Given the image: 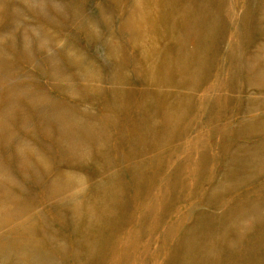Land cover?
<instances>
[{
  "label": "rangeland",
  "instance_id": "obj_1",
  "mask_svg": "<svg viewBox=\"0 0 264 264\" xmlns=\"http://www.w3.org/2000/svg\"><path fill=\"white\" fill-rule=\"evenodd\" d=\"M2 1L0 125H7L9 129L0 132V195L6 192L4 185L8 183L16 191L21 190L17 196L22 202L16 204L12 190L10 195L6 192L7 196H0V206L5 205L4 209L9 212L25 207L23 218L13 217L14 222L35 218L39 224L43 223V229L51 223L58 239L65 240V248L69 252L78 251L72 245L78 223L66 226L63 221H72L70 209L74 207L68 198L76 192L81 195L83 189L101 182L105 176L97 173L94 160L88 164L76 160L74 152L67 147L70 139L67 142L59 134V126L65 119L50 117L43 108L47 107L51 113L64 112L63 117L84 119L77 131L78 137L85 149L92 148L89 128L108 110L111 100L120 106L114 95H122L123 90L132 95L140 89L136 82L128 86L133 75H138L133 66L123 72L112 71L114 56L109 51L118 53L127 49V55L132 53L136 63L141 62V54H136L138 48L134 49L132 35L125 25L133 3L144 0ZM204 6L210 9L209 15L216 10L217 18L191 24L183 32L186 28L180 27L196 23L198 11ZM164 10L171 13L165 18L166 25L174 26V30L167 29L164 23L156 28L157 33L152 32V37L158 36L160 52H172L167 57L169 61L187 62L191 69L185 78L186 86L164 91L187 95L188 109L168 145L159 144L153 149L151 142L154 141L144 140L143 147L150 143L151 151L138 155L137 159L126 158L124 154V159H120L126 161H117L128 190L123 207L114 214L123 221H136L147 212L146 206L156 196L164 210L159 213V221L155 216L147 218L146 229L150 231L147 230L143 240L135 234L139 225L129 224L121 233L103 239L101 245L97 244L101 236L97 238L95 254L99 260L107 261L106 264L114 263L121 252L127 251L123 246L127 242L136 253L122 264H164L165 258L182 256L202 241L213 254L211 263L199 258V264H264V0H171ZM139 15L143 28L147 34L151 33V23L144 24L141 16L144 13ZM175 36L184 37L179 51ZM135 45L143 48L144 43ZM200 48L206 64L202 65L199 59L194 65L195 60L190 63L189 57ZM71 55L78 64L71 61ZM91 68L100 71L102 82L88 73ZM111 72L113 77L125 81L112 83ZM192 81L194 84L190 85ZM96 88L104 94L95 93ZM143 92L155 94L157 88L149 86ZM139 105L133 99L127 106ZM161 121L165 122V118ZM45 125L50 127V132ZM155 131H164V126H158ZM7 136L10 138L5 139ZM18 143H30V148L45 154L52 162L48 171L45 173L39 159L42 155L31 157L35 154L29 152L30 156L25 154L20 159L16 151ZM156 149L162 153L153 152ZM126 150V146L120 149L123 153ZM124 163L133 168L126 167L125 171ZM61 173L85 178L83 187L73 186L67 191L60 188L59 198H54L51 191H41L47 181ZM173 176L175 186L168 200L166 179L172 180ZM78 199L89 201L84 193ZM59 212L66 217L60 216V220ZM92 212L93 220L95 210ZM5 219L1 214L2 225ZM41 230L28 240L19 234V229L11 233L0 228V264L21 263L20 246L13 239L32 241L27 252L30 256L42 249L55 253L44 244ZM189 230L202 239L194 243L187 239ZM195 251L205 253L200 247ZM59 260L62 264V259Z\"/></svg>",
  "mask_w": 264,
  "mask_h": 264
},
{
  "label": "bare ground",
  "instance_id": "obj_2",
  "mask_svg": "<svg viewBox=\"0 0 264 264\" xmlns=\"http://www.w3.org/2000/svg\"><path fill=\"white\" fill-rule=\"evenodd\" d=\"M170 2L171 0H162V1L144 0L143 2L136 1L133 3L132 10L129 12V18L126 20L125 29L129 31L128 34L132 35L131 38L134 43V49L137 50L138 48L136 54L137 55L141 54V57H139L141 62L139 64L136 63L137 61L134 60L136 59V57L132 53H129L127 55L126 53L127 49H121L118 53H116L113 50H110L109 55L114 56V59L111 60V63L113 65L112 71L123 72L127 70L126 69L127 67H131V66L134 67V71L135 73H138V75H133L132 79L129 80L128 86L132 87L131 82L132 83L136 82V84L139 85L140 89H138V91L134 92L132 95L126 94L125 93L126 91L124 90L123 92H121L123 93L122 95H114L115 99L119 101L120 106L113 103V101L111 100V105H109L108 110L104 114L100 115L97 118V120L99 121L98 122L96 121L89 128L88 139H90L92 142L91 149H85V144L81 142L77 133L79 127H81L82 124H84V119L80 120L78 118H73V117H63L64 112H60L59 110H54L53 113H51L50 111H48L47 107L43 108L44 112L48 113V116L50 117L59 116V118L65 119L64 123L60 125L61 127L59 126V134L61 138H66L67 142L70 139V142L68 143L67 147L74 152L76 160L78 161L81 160L86 164L94 160L95 170L97 171V173L105 177L101 178V182H95V184L87 186L85 189L82 190V192L89 197V201L79 200L78 197L80 198L83 193L79 195L77 194V192L72 193L70 195V198H68L69 204L70 205L72 204L74 207V208L71 207L70 209L72 212L70 216L72 217L70 218L72 220L71 221L72 223L66 221L65 219L63 221L66 222V226H72L73 222L78 223L77 224L78 228L77 230L75 229V235L72 238V245H74L75 248L77 247V249H79L78 251L74 248L75 250L69 252L67 248H65V244H64L65 240H62L61 237L59 238L62 241L58 239L56 235V231L51 223L49 225L47 224V228L43 229L44 227V225H42L43 223L39 224L35 218H32L31 220L25 219L24 222L22 221L23 223L21 222L22 224L17 223L16 221L14 222L12 219L13 217L23 218L22 212L25 210L24 209L25 207L24 208L19 207L16 212L15 211L9 212L4 209L5 205L4 208L3 206L2 207L0 206V216L1 214H3L6 218L5 219L6 221H4V225L0 223V228L6 229L8 230V232L11 233L14 232L16 229H19L20 230L19 234L24 235L28 240L33 239L34 235L37 236V232H39V230L42 229L41 230V233L43 235L42 238H45L43 241L45 242L44 244L49 245L53 250H55V253L53 252L51 253L46 248L47 249L46 251L42 249L39 251L38 254L35 253L33 256H30L27 254V252L30 251V245L32 241L19 242L18 240L14 241L13 239L12 242L20 246V251L18 250V252H20L18 254L19 255L18 258L20 259L21 262L20 264H61L57 261L60 258L63 261L62 264H101L103 261L99 260L98 255L95 254V249H96L95 244L97 238L101 236L100 241L97 242V244L101 245L102 243H104L103 239L121 233L127 228L129 224L132 225L138 224L139 226L138 228L135 229V234L137 235V237L140 235L141 239L143 240L144 236L146 235L145 233H148L150 231L149 229H146L148 224L147 218L155 216V218L159 221L161 216V214L159 213L163 211L164 208L161 209L160 205H158L157 196L155 198V201L151 203L150 206H146L147 212H143L142 217H140L136 221H123L119 218L117 214H114V212L120 209L121 207H123L125 203L124 194L128 190V184L122 179V174L124 172L119 170L117 161L119 162L126 161V160L122 161L120 159V158L124 159L123 156L124 154H127L126 158L133 157L137 159L138 155H142L144 152L151 151L152 146L150 145V143L148 144L147 147L145 148L143 147L142 144L145 143L144 140L148 141L149 139H152L154 141L151 142L154 144L153 149H155L157 146L159 147V144L162 145L161 147L168 145L175 136V128L180 127L179 122L182 120L184 116H186L185 113H187V109H188V107L186 106L187 95L182 94V92L181 93L173 92V94H170L167 91H164V89H180V87L186 86L185 78L187 77L186 76L187 74L189 75L188 71L191 69H189L187 62L180 63L176 61L175 62L169 61L170 58L167 57L171 56L172 52L171 51L160 52L159 51L160 42L159 43L157 42L158 36L155 38L152 37V32L157 33L156 31L157 27H161L164 23L165 25L167 24L165 18L171 15V13H165L164 8L167 7L170 4ZM140 7H141V11H140ZM209 10L210 9L208 7L204 6L202 9L198 11V17L196 18L197 19L196 23H190L180 28H186L183 31L185 32L187 30V27L191 24L199 25L204 22L213 21V19L217 18V11L215 10L213 11V13H211V15H209L208 13ZM143 13L144 15L141 16L144 18V24L149 25L151 23V33L149 32V34H147V30L143 28V21L142 19H140L139 14H143ZM209 16H211V19L208 18ZM167 29L174 30V26L167 27ZM178 29L179 28L177 27L175 30ZM160 30L161 28L159 29V31ZM7 33L9 32L7 31ZM183 38H184L183 36H177V38L175 36V42L177 43L176 47L179 46L178 51L180 48H182V45H184V43H182ZM9 39L10 38H8V40ZM136 42H143L144 43L143 48H139V46L135 45ZM70 57L73 63L78 64L77 63L79 62L78 60L73 59L72 55ZM199 59H201L202 65L206 64L207 59L203 56L202 48L198 50L196 49L195 54L190 55L189 62L191 63L193 60H195L193 62V64L195 65L196 61ZM54 64H56L55 61ZM88 73H92L91 76H94V79L99 78L97 80L99 81V83L103 81L101 79L103 78V76H101L100 71L97 70L96 68L92 69ZM140 73H143V75H140ZM113 75L114 74L110 75L109 78V81H111L112 83L117 82V80H118L117 83H121L122 81H125L123 79L115 78L113 77ZM191 84H194V81H192L190 85ZM149 86H152L155 89L157 88V92L155 94L151 92L150 94H144L143 88ZM115 89L117 90L120 88H115ZM95 93L104 94V92L100 90V88H96ZM169 96H172L173 98H170ZM133 99H136L140 105L128 107L127 105ZM163 117L165 118V122L162 123L161 119ZM143 118H146V122L143 121ZM160 125L164 126V131L157 133L155 129ZM131 127L132 130L128 132V129L129 128L131 129ZM49 128H50L49 126L45 127V129L50 132ZM7 129H9L7 125L4 124L0 125V132ZM9 138L10 136L5 137V139H9ZM57 140L58 139H56V141ZM124 146L127 147V150L123 153L120 151V149ZM16 151L18 153L17 156H19L20 159L24 158L25 154L30 156L29 152L35 154L32 155L31 157L36 156L38 158L39 155H42V152L39 149L37 150L30 148V143H24L23 145H20L18 143ZM153 152L162 153L160 152L159 149H156ZM44 155H42V157H40L39 159L42 160V164L44 166V170L46 173V171H48V169L50 168V165H52V162L49 161L46 158L47 156L45 157ZM140 161L142 162V160ZM124 167H125V171H126V167L127 169L133 168V166L130 164L126 166V163H124ZM124 167H122V170L124 169ZM31 176L35 177L34 174H31ZM68 177H72L74 180H71L72 178H68ZM174 179L175 176L172 177V180H170L169 177L166 179L167 180L166 186L168 187V189H166L167 192L165 193V197L168 200H169L170 192H173L172 189L175 186L172 184L174 183L173 182ZM84 180L85 178L76 177L73 176L72 174L64 175L61 173L57 176V178L54 177L52 181L50 180L49 181L50 183L47 181L49 184L46 182L45 186L42 187L41 191L42 192L51 191L50 194H52L54 198H59L60 188H63L66 191L73 186H77L81 188L84 185L83 182ZM4 187L7 189L6 192L8 194L10 191L13 190L14 193L12 192L13 193L12 196L16 204L22 202V198L17 196L21 192V190L16 191V188L9 186L8 183L4 185ZM6 192H4L0 196H4V195L7 196ZM131 198L134 200L132 196ZM13 203L14 202H12V204ZM92 210H95V215L93 220L91 217V214L93 215ZM60 216H65V215H63V212H59V219ZM87 216L91 220H88ZM80 222H84V223L79 227ZM152 223L153 220L150 222V224ZM40 225H42V227ZM150 228L152 229V227ZM188 233H190V235L188 236L189 238L187 239H190L191 241H193V243L198 239H202L199 238L202 236H198V233L193 234L191 230H189ZM200 243H197L196 246L198 249L200 247L201 250H204L205 253L202 252L199 253L195 251L194 253L196 254V256H194L193 251L196 250L197 248L192 247L189 252L187 251L184 252L182 256L180 255L176 258L175 257L173 258L168 257L167 259L165 258L164 264H199L200 263V261L198 262L199 258L201 260H206L207 262L211 263V256L213 252H209L206 249L207 244L203 245L202 241ZM123 246L127 251L121 252L119 257L114 261V263L112 262L111 264H122V261L124 259L130 258L133 256V254L136 253V251L131 248L130 243L124 242ZM136 246H138V243L136 244ZM12 252L14 253V251ZM21 252H23V254H21ZM202 255H204V257ZM20 256H22L23 258H20ZM142 257L143 255L141 256V258ZM187 257L189 258L183 261V259ZM106 263L108 262L104 261L102 264H106Z\"/></svg>",
  "mask_w": 264,
  "mask_h": 264
}]
</instances>
